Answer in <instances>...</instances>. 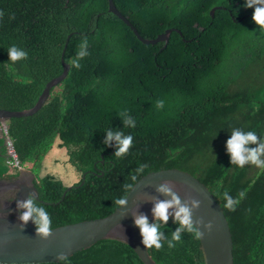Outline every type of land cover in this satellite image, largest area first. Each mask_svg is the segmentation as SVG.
I'll return each mask as SVG.
<instances>
[{
	"label": "trees",
	"instance_id": "obj_1",
	"mask_svg": "<svg viewBox=\"0 0 264 264\" xmlns=\"http://www.w3.org/2000/svg\"><path fill=\"white\" fill-rule=\"evenodd\" d=\"M113 2L143 38L156 39L171 29L169 42L141 43L108 12V0H0L1 110L33 109L48 83L64 73V49L71 66L81 40L89 44L81 68L71 66L42 110L6 122L21 163L35 174L57 140L69 164L87 174L85 185L64 199L63 181L36 176L40 202H35L49 213L52 230L101 220L141 179L178 170L201 182L223 206L235 264H264V170L231 165L225 150L234 128L264 136V34L251 20L253 10L242 7L244 0ZM13 45L28 53L14 66L7 62ZM248 62L259 73L232 79ZM158 100L164 101L159 110ZM124 111L136 121L134 128L123 126L119 114ZM109 128L132 135L127 154L116 157L114 142L103 143ZM6 152L0 137V180L18 176L9 175ZM141 164L148 168L135 173ZM225 191L239 199L235 211L224 207ZM176 227L170 215L160 231L169 238ZM162 243L160 250H150L157 264H205L199 236L193 233L182 234L173 249L166 240ZM62 264L143 263L127 245L105 240Z\"/></svg>",
	"mask_w": 264,
	"mask_h": 264
},
{
	"label": "water",
	"instance_id": "obj_2",
	"mask_svg": "<svg viewBox=\"0 0 264 264\" xmlns=\"http://www.w3.org/2000/svg\"><path fill=\"white\" fill-rule=\"evenodd\" d=\"M215 11L214 9L211 15H214ZM108 12L119 17L144 45L155 46L161 42H169L171 30L159 35L156 40L144 39L133 23L117 10L113 0H108ZM66 50L67 47L62 56L64 73L48 83L37 105L23 112L0 109L1 122L32 117L42 110L48 103L52 90L62 84L69 75L71 66L64 60ZM83 180L81 186L85 184L86 175ZM34 181L32 172L13 179L0 180V264L58 263L59 256L64 257L63 260L71 258L103 240L124 243L135 251L143 264H156L150 249L143 248L140 243L138 229L133 225V216L151 215L155 203L170 199V196L157 191L164 182L171 183L172 192L179 197L181 203L191 198L200 201V207L193 212L192 219L197 230L201 232L199 237L206 264H234V243L223 206L209 189L189 174L178 170L150 174L131 188L125 198L126 204L119 206L107 218L52 230L48 238L43 240L36 235L31 222L21 226L19 214L23 210L17 208V204L28 197L40 202ZM73 188L75 186L67 188L63 199ZM9 194H14L15 198L8 199ZM174 211L175 209H169L170 213ZM200 219L211 221L212 229L205 232L201 225L196 224Z\"/></svg>",
	"mask_w": 264,
	"mask_h": 264
},
{
	"label": "clouds",
	"instance_id": "obj_3",
	"mask_svg": "<svg viewBox=\"0 0 264 264\" xmlns=\"http://www.w3.org/2000/svg\"><path fill=\"white\" fill-rule=\"evenodd\" d=\"M242 7L245 9L253 10L251 20L258 27L260 32L264 34V0H244ZM213 10L210 11V14L212 13ZM167 30H171V29H167ZM177 31L180 33L179 30ZM170 33H169V37H170ZM159 35H162V34H159ZM180 37L182 38V34H180ZM156 39H151V40H156ZM146 40H150V39H146ZM187 40L188 39L185 38L183 42L191 41V40L189 41ZM88 47H89V44H88L87 38H83L80 44L78 45V50L75 52L74 57L71 59V66L73 69L79 70L81 68V60H83L89 54ZM7 57H8L7 62H10L11 65L14 66L16 62L26 60L28 57V53L24 49L18 48L15 45H13L8 48ZM248 63L249 64L246 67H244L240 72L235 73L231 78L232 79L237 78L239 81L243 76L244 77L253 76L254 66L250 62ZM208 82L211 88L214 84L210 78ZM155 107L158 110L162 109L164 107V101L163 100L156 101ZM119 115L122 118L123 126L129 127V128H134L136 126V121L128 114L127 111L121 112ZM132 141H133L132 135H124L122 131H116V130H112L109 128V130H107L104 134L103 143L105 145H108L109 142H114L116 146V151L114 155L116 157H121L127 154L129 148L132 146ZM249 145H256V146L254 148H250L248 147ZM55 146H54V149H55ZM225 150H226V154L229 157L231 165H235L238 168H243L245 165H252V166H255L257 169L264 170V136H259V139H258V135L255 131H243L240 128H234L231 131L229 138L225 142ZM52 152L50 153V155L52 154ZM66 153H67V157L69 160L68 152L66 151ZM6 159H7V152H6ZM22 165L26 167V171L24 173H18V172L12 173L9 168V175L19 176V175L28 174L32 172L30 165L28 164L26 165L22 164ZM68 165L76 171V169L73 166H71L69 162H68ZM147 168H148L147 164H141L135 169V173L143 174L145 172V169ZM84 175H86V179H87V174H84ZM83 176L81 174V180L79 181V182L82 181L81 184L84 181ZM34 177H35V181H34V184H35L36 176ZM132 179L135 180L136 175H133ZM79 182H77L76 184L74 183L73 186H75V188L82 187L81 185L76 186ZM73 186H70V187H73ZM128 187H130V185L126 184L125 188H128ZM157 191L166 196H170V199L167 201H159L155 203V205L153 206L151 210L152 212L151 215H148V216L134 215L133 216V225L138 229L140 243L143 246V248L150 249V250L151 249L160 250L164 246V243H162V240H166L168 249H173L176 247L178 243L182 242V234L193 233L196 236H200L201 232L197 230V227L194 225V222L192 219L193 212L200 207V201L197 199L191 198L185 201L184 203H181L179 197L174 192H172V185L170 182H164L163 184H161V186L157 189ZM239 195L240 197H243L244 194L240 193ZM125 198L121 197L115 200V204L117 205V207L124 206L126 204ZM223 199L225 202L224 207L228 209L229 211H235V207L239 203V199L233 198L232 196L228 194L227 191L223 193ZM17 208L23 210L19 214V221H20L21 226L26 225L27 223L31 222L35 228L36 235L42 240L47 239L52 231V220H51L49 213L46 211L45 207L38 205L31 197H28L23 202H19L17 204ZM169 209H175L174 213H170ZM170 215H173L174 221L178 224V227H176L175 231L171 233L169 238H165L163 235V232L160 231V228L164 223L168 221ZM153 218H154V221H159L160 223L153 222L150 224L148 220L153 219ZM196 224L201 225L205 232L210 231L213 227L211 221L205 222L203 219L197 220ZM230 231H231V228H230ZM199 240H200V237H199ZM201 250L203 251L202 244H201ZM233 253H234V250H233ZM63 259L64 257L59 256L57 258L58 264H62ZM205 264H206V260H205Z\"/></svg>",
	"mask_w": 264,
	"mask_h": 264
},
{
	"label": "rangeland",
	"instance_id": "obj_4",
	"mask_svg": "<svg viewBox=\"0 0 264 264\" xmlns=\"http://www.w3.org/2000/svg\"><path fill=\"white\" fill-rule=\"evenodd\" d=\"M261 69L254 68L255 74H258ZM59 141H56L57 145ZM67 151V150H66ZM67 153H63L61 156H56L54 152L48 156L43 164V168L38 171L37 174L33 172L34 176L46 177L52 175L66 184L67 187L73 186V184L81 180V174L77 173L72 167L68 165ZM30 169V168H29ZM74 182V183H73Z\"/></svg>",
	"mask_w": 264,
	"mask_h": 264
},
{
	"label": "built area",
	"instance_id": "obj_5",
	"mask_svg": "<svg viewBox=\"0 0 264 264\" xmlns=\"http://www.w3.org/2000/svg\"><path fill=\"white\" fill-rule=\"evenodd\" d=\"M0 136L5 141V147L7 148V164L11 172L24 173L26 171V167L21 164L18 158L6 123H2L1 125Z\"/></svg>",
	"mask_w": 264,
	"mask_h": 264
},
{
	"label": "crops",
	"instance_id": "obj_6",
	"mask_svg": "<svg viewBox=\"0 0 264 264\" xmlns=\"http://www.w3.org/2000/svg\"><path fill=\"white\" fill-rule=\"evenodd\" d=\"M60 146H61V143L59 141V143L57 144V146H55V149L53 150V152H54V154H56V156H61V155H63V153L66 152V149L61 148Z\"/></svg>",
	"mask_w": 264,
	"mask_h": 264
},
{
	"label": "flooded vegetation",
	"instance_id": "obj_7",
	"mask_svg": "<svg viewBox=\"0 0 264 264\" xmlns=\"http://www.w3.org/2000/svg\"><path fill=\"white\" fill-rule=\"evenodd\" d=\"M7 197H8V199H10V200H12V199H14L15 198V195L13 194H9V195H7Z\"/></svg>",
	"mask_w": 264,
	"mask_h": 264
}]
</instances>
